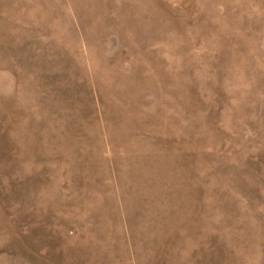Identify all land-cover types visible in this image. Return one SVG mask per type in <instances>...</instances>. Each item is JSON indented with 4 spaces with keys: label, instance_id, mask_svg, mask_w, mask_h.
Wrapping results in <instances>:
<instances>
[{
    "label": "rangeland",
    "instance_id": "374dc122",
    "mask_svg": "<svg viewBox=\"0 0 264 264\" xmlns=\"http://www.w3.org/2000/svg\"><path fill=\"white\" fill-rule=\"evenodd\" d=\"M0 264H264V0H0Z\"/></svg>",
    "mask_w": 264,
    "mask_h": 264
}]
</instances>
